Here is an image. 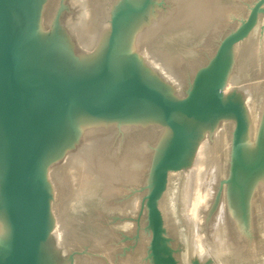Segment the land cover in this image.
Masks as SVG:
<instances>
[{
    "label": "water",
    "instance_id": "95a60500",
    "mask_svg": "<svg viewBox=\"0 0 264 264\" xmlns=\"http://www.w3.org/2000/svg\"><path fill=\"white\" fill-rule=\"evenodd\" d=\"M43 1L0 0V264L56 262L48 248L53 220L46 161L56 159L54 150L61 156L76 143L68 137H73L72 118L80 114L105 121L160 116L169 130L143 197L152 264H178L163 235L159 208L170 172L188 164L201 125L232 119L229 172L220 180L218 198L230 186L232 208L239 210L241 229L252 241L256 182L264 176V136L247 154L246 105L238 94L226 96L224 89L233 49L264 16V0H254L182 95L172 94V86L152 74L138 52H118L123 27L132 17L144 16L152 0H124L113 10L99 58L89 63L75 54L57 57L59 37L53 32L45 38L40 28ZM160 80L165 84L159 85ZM193 264H198L195 258Z\"/></svg>",
    "mask_w": 264,
    "mask_h": 264
},
{
    "label": "rangeland",
    "instance_id": "374dc122",
    "mask_svg": "<svg viewBox=\"0 0 264 264\" xmlns=\"http://www.w3.org/2000/svg\"><path fill=\"white\" fill-rule=\"evenodd\" d=\"M219 1L220 2L218 3V5L220 9L218 7L216 8L218 9V13L217 10L212 11L215 12L217 18H215L214 20H211V18H209L206 21V25L203 28L202 33L196 37L197 40L195 46H199V52L197 57L192 58V57H188L187 55H184V58L187 59L184 62H187V64L182 66V72L177 75L175 74V72L178 73L177 71L179 69L178 65L174 62L170 63L172 65L170 66V69L172 70L175 69L174 79L172 78L169 80V82H171V86L173 89L171 90V93L174 95L184 94L186 88L189 85V82L191 81L197 69L209 62L219 41L225 35L234 31L240 25L241 20L246 17L249 11V7L254 2V0H227V2L226 0H219ZM187 2L188 0H152V3L150 4L147 10V13L144 16L143 15L140 16L141 18L143 17L145 21L146 19H148L149 16L156 18L157 15L156 19L160 17L159 18L160 21L158 20V23L160 22L159 23L160 25L157 23L158 27L160 26L159 29L157 27V31L152 35V37L150 36L151 38H153L152 41L154 43L153 45L152 44L150 45L151 46L150 48L153 49L157 54H161L162 49L164 47H169V46L173 48V49L169 48V51L171 49L173 55L177 56L181 52L179 51V48L177 49V46H175L176 45L174 41L175 38L174 39L171 38V41L170 40L168 41V37L169 36L174 37L177 35L179 31H184L183 28L185 29V27L181 28L180 24L182 22L180 23L179 21L182 20V15H183L181 10H184L187 7ZM122 3H124V0H87V4H89L87 8L89 10L95 4H100L103 9V15L99 19L92 18L91 16L92 11H89L88 13L91 16V20H92L91 22L93 23L91 25L93 30H90L88 36L92 38L96 37V41L98 42V44L97 42H95L96 44L95 47L101 45L99 48L100 49L102 48V43L104 42L105 36L109 30V22H110L111 14L113 10H115ZM220 4L224 6L222 7ZM228 5H230L228 10L229 13L227 11L228 13L227 15L229 16L225 14L222 15L221 14L222 9ZM189 8L188 10H190ZM211 8H212L211 10L215 9L213 7ZM75 9L76 8H74V6L72 5L71 0H44L40 13V28L43 34L45 35V38H48L50 34L51 35L53 34L55 27L64 31L65 30L64 28H67L68 23L66 21H68V17L75 20L77 14L76 13L77 10ZM176 12L177 13L181 12L182 13V14L180 13L181 17L179 16V13L177 14ZM154 13H156V15ZM160 13H162L163 16ZM197 13L198 12H196L195 15H197ZM86 18H89V16ZM156 19H154V21ZM177 20L179 24H177L178 23ZM102 26H106L103 27L106 30V32L104 29L103 30L101 29ZM102 31H103V37L101 34ZM68 33L71 35L73 39L72 33L70 31H68ZM69 34L68 36H70ZM157 38L159 39L157 40ZM72 41L73 40H71V42ZM72 43L74 44V41ZM72 47L73 50L75 47L76 48L74 51L71 50V52L72 53L75 52V56L79 57L80 55V57L82 58L84 57L88 58L89 53H91V51L93 52L94 49L100 50L99 48H95L94 45L92 46L93 49L90 48L89 52L87 50H82L76 44H74ZM137 48L140 49V54H141L140 59H143L142 55L146 54L148 51L142 47H137ZM232 54H233V61L230 69L231 72L230 74L233 75L236 73V75L238 76V80L241 81V85L243 86L245 85L248 88L250 87V92L253 91L250 93L252 96H254L255 93L257 94L255 95L256 96L255 108H252L249 105V103H247L243 99L244 104H246L247 113H248L247 114L248 128L244 135V146L246 153L249 154L253 150H256L260 138L261 137L263 138L264 136V110H263L264 109V16L262 14L258 16L256 24L249 33V35L235 46ZM144 62L146 63V61ZM147 68L150 70L149 67ZM161 84H165L163 80H160L159 85ZM229 84L230 82L228 81L226 86ZM253 109L256 111L255 115L253 113ZM252 114L255 116L257 120L253 117ZM153 118H154V121H152L153 124L149 125V127L152 126V130L155 133L154 132L150 133L151 131L150 130L149 132L141 131L138 133L129 134L127 131L121 132L122 130L120 131L117 128L121 124H123L121 126H124V123L127 125L133 121L134 122L137 121L139 123L140 121L138 119L123 120L122 122L104 121L106 123H109L108 124L109 126L107 125V128H109V130H105L106 134L102 135V137L104 138L95 148L92 149L85 148L84 154L86 158L92 161L90 168L93 174L95 173L94 177L96 178V181L94 182L95 183L94 189L97 191V193L103 189V185L106 184L105 181L109 178L111 173L113 171L116 172V177L114 179V182H116V186H114L115 190L113 189L112 195H110V197H107V200L109 202L111 200L110 208L105 207V208H101L100 212H98L99 210L98 209L96 213H91V214L88 213L90 217L89 220H87V222L85 221L86 217L84 218V215H86L84 210L83 209L81 210V208L80 209L76 208L77 205H75V204H79L77 202L81 200V197L76 198L75 195L71 193V186H70L71 183L69 182L68 177L70 176L72 166H70V164L66 160L64 161V157L66 156V153L73 150V148L77 146V142H79L80 140L78 141L76 140L75 144H70V146L66 147L63 150L61 156L60 154L58 155V153H53L55 154L54 156L56 159H52V160L49 159L46 161L47 177L50 183V192H51V200H50L51 212H52L51 218L52 220H55L56 217H60L61 220L59 221V225L62 227V229L60 227L61 237L58 239H55V237H53V233L51 232L52 236L50 240L52 243V247L50 246L51 243H49L50 240L48 242V246H49L48 248H50L56 260L54 264H152V260L149 256V242H150L151 232L148 224L146 207L144 205L143 197L147 193L148 184L150 182L149 181L150 173H151L150 170L152 168L156 154L159 151L156 149L157 146L159 147V145H157L160 142L159 136L161 137L162 135H164L166 139V137L169 134L168 133L169 130L161 121L160 116L159 117L155 116ZM253 120H255L256 122ZM141 123H146V122H141ZM233 124L234 123L232 119L229 118L225 119L218 124L216 129L212 128L210 131L208 130L207 132H204V134L201 135L203 136L204 139L205 138L209 139L210 144L213 145L217 144V150L221 148V152H220L222 156L221 165L223 166L221 171L223 172V175L217 182L218 187H216L217 189H215L216 194L214 196L210 195L211 199H214L215 196L219 194L218 190L220 188V180L227 177L229 172V164L231 158V132L233 129ZM142 125L146 127V124H142ZM110 126L112 128H110ZM139 127L143 128L142 126ZM221 127L224 130L218 132ZM163 130L165 131V133L163 132ZM80 134L82 135L81 131H79L78 134L73 133V137L69 138L70 137L69 136L68 139H73V140L77 138L80 139L81 137ZM208 135L212 137H209ZM218 139H221L222 142L218 143L217 141ZM162 146L160 147V149L162 148ZM130 152H132V154L135 153L138 156L146 155L147 159L141 165L133 164L131 159H129V157L131 158ZM170 174L171 175H169L168 178L167 188L159 200V208L163 218V227H164L163 235L164 237H166L167 244L169 248L172 250V253L176 258L178 264H193L194 258H191L188 252V242H187L188 235L185 231V226L182 221L183 219L178 218V216H180L181 214V211L179 210L178 212L179 205L178 206L175 205L176 203H174L173 201L174 194L170 193V191L174 188V184H175L174 183L175 179L172 175V172H170ZM134 175L136 176L133 178ZM260 190H262L261 187L258 188L254 196L255 198L253 204L254 206L253 226L255 229V233H254L255 236L253 240L248 241L252 237L248 233H244L242 229H240L241 235L238 234V230L236 228L234 234V236L237 237L236 239L238 238L241 239L239 243H241L242 241L241 245L243 244V247L245 246L246 243V248H248L247 250L249 253H246L247 251L245 249V254H249L248 256H251L252 258L250 264H264V198H263L264 191L263 193H261ZM222 191L224 192V195L223 192H221L222 195H220L221 197L220 199L218 198V203L215 207V210L216 208L220 207V205L223 206L226 205L225 195L227 196V193L225 189ZM259 194L260 195L262 194V196H260ZM87 196L93 197L96 196V194L86 195V197ZM134 198L138 200V206H137L138 208H136L138 210L132 209L131 201L134 200ZM221 199L223 201H221ZM211 204L213 205V202H209L206 208L207 210L212 207ZM74 210L78 212L76 213L74 212ZM227 213L230 219L232 215H230L228 211ZM91 218H93V220L95 219L94 221H96V225L99 224L101 230L99 227L96 226L94 227V225L91 223ZM231 219L233 218L231 217ZM231 219L230 221H232V223H235ZM77 220L80 222H78ZM241 227L242 224L240 225V228ZM199 228H200V232L202 230L201 233L202 234L204 233L203 235L206 238L207 231L205 226L203 227L202 225ZM58 246L59 248L57 249ZM53 247L56 248L57 250L54 249ZM255 252H256V256L254 254ZM253 258L255 259L254 261ZM211 260H213L211 264H214L215 262H217L218 264L219 261H221L220 259L219 260L216 259L214 262L213 256L211 257ZM207 262L208 261L202 262V264H207Z\"/></svg>",
    "mask_w": 264,
    "mask_h": 264
},
{
    "label": "bare ground",
    "instance_id": "6f19581e",
    "mask_svg": "<svg viewBox=\"0 0 264 264\" xmlns=\"http://www.w3.org/2000/svg\"><path fill=\"white\" fill-rule=\"evenodd\" d=\"M197 2H198V4H197ZM219 2H220L219 0H201V1L200 0H193V1L188 0L187 7L186 8L184 7L185 9L183 8L185 11L181 10L183 15H182V20L180 19L181 21H179L180 23L182 22L180 24L181 25L180 27L181 28L185 27V29L183 28L184 31H179L177 33V35L174 37H170V36L168 37V41L169 40L171 41V38H173V39L175 38V40H174L175 44H176L175 46H177V49L179 48V51H181L179 54H181V55H179V54L177 56L173 55V53L171 52V49H173V48L170 47L169 45H167L169 47H164L162 49L161 54H157L153 49L150 48L151 47L150 45L154 44L152 41L153 38H151V37L157 31L158 24L160 23V22L158 23V20L160 21V19H159L160 17H158V19H156L157 18L156 13H154L156 15V18L149 16L148 19H146V21H145V19L143 17L142 18L140 17V16H142L140 14V15H136V16L132 17V19L126 23V25L122 29L119 40L117 42L119 54H124V53L135 51V52H138L139 56H141L140 49L137 47H142V48L146 49L148 52L146 54H143L142 55L143 59H141L142 61L143 60L146 61V63L144 62V65L146 66V68L149 67L152 74H156V75L162 77L164 79V81H166L167 83H169L171 85V82H169V80L172 78L174 79L175 74L176 75L180 74L182 72V66L187 64V62H184L187 60L184 58V55H187L188 57H192V58L197 57L198 52H199V46H195L196 40H197L196 37L202 33L203 28L206 25V21L209 18H211V20H214L215 18H217L215 12H212V11L217 10V13H218V9H216V8L217 7L219 8V5H218ZM226 2H227V0H226ZM71 3L74 6V8H76L75 10H77L75 20H73L67 16L68 21L65 20L68 23L67 28H64L65 29L64 31L61 29H57L54 31V38L59 37V44H60L59 50L56 52V55L58 58H61L63 60L67 56L70 57L71 55H73V53L75 54V52H73V53L71 52V50H73L72 46L74 44H76L82 50H87L88 52L90 51V48H92L93 45L95 47V45H96L95 42H97L96 37L92 38V37L88 36L90 30H93L92 26H91L93 24L91 22L92 21L91 16H92V18H98L99 19L103 15V9H102V6L100 4L93 5L91 7V9L89 10L87 8V6L89 5V4H87V0H71ZM206 5H207V7H206ZM205 7H206V9H205ZM211 7L215 8V9L211 10L212 9ZM222 7H221V9H222ZM226 7H228V8H226ZM229 7H230V5L225 6V8H223L224 10L222 9V13L221 12H219V13H221L222 15L223 14L227 15L229 13V11H228ZM188 8L190 10H188ZM89 11H92L91 16L88 14ZM227 11H228V13H227ZM163 12H165V11H163ZM172 12H173V10H172ZM181 12H178L180 17H181V15H180ZM196 12H198L197 15H195ZM154 14H153V16H154ZM160 14H162V13H160ZM87 15L89 16V18H86V17H88ZM150 15H151V13H150ZM162 16H163V14H162ZM227 16H229V15H227ZM139 18H140V20H139ZM154 19H156V20L154 21ZM161 19H163V18H161ZM190 20L193 22H191ZM177 22H178V20H177ZM179 22L177 24H179ZM161 25H162V23H161ZM103 27H106V26H102V28H101L102 30L104 29ZM159 27H158V29H159ZM146 29H148V30H146ZM176 30H179V29H176ZM68 31H70L72 33L73 39H72L71 35L68 33ZM105 32H106V30H105ZM68 34L70 36H68ZM101 34L103 37V31ZM104 36H105V34H104ZM97 39H98V36H97ZM158 39L159 38H157V40ZM71 40L74 41V44L72 43L73 41L71 42ZM165 42H166V40H165ZM165 42H164V45H165ZM97 44H98V42H97ZM100 46H96L95 48H99ZM175 46H173V47H175ZM75 48H74V50H75ZM169 48H171L170 51H169ZM101 51H102V48L100 50L94 49L93 52L91 51V53H89L88 58L84 57L81 60H85V63L92 62L95 59L99 58ZM76 54H78V53H76ZM79 57H80V55H79ZM80 58H82V57H80ZM173 62L178 65V68H179L177 70L178 73L175 72V69H173V70L170 69V66H172L170 63H173ZM174 72H175V74H174ZM230 73L228 75V81L230 82V84L227 85L224 89L225 95L228 96L230 94H234V95L238 94V96H240L247 103H249V105L252 108H255V99H256L255 95H257V94L254 92L255 97L252 96L250 93L253 91L250 92V87L248 88L245 85L244 86L241 85V81L238 80V76L236 75V73L233 75H231ZM249 111H250V109H249ZM253 113H254V115L256 114V111L254 109H253ZM254 115H253V117L255 118ZM143 116L144 117H142V119L139 120L140 121L139 123L137 121H136L137 122L136 123L132 120L133 122L129 123L128 125L125 123H124V126H121L123 124H121L120 126L117 125V126H119L117 128L120 131L122 130L121 132L127 131L129 134H134V133H138L141 131L149 132L150 130H151L150 133L154 132L152 130V126L149 127V125L153 124L152 123L153 120H149L150 119L149 115L148 116L143 115ZM71 121L73 122V127H72L73 131L72 132L75 134H78V132L81 131L82 135L80 134L81 135L80 139H78V138L76 139L77 141L80 140L79 142H77V146L74 147L73 150H71V148H70L71 151L66 153V156L64 157V161L66 160L70 164V166H72L70 176L68 177V180L71 183V185H70L71 186V193H73L76 198L81 197V200L79 202H77L79 204H75V205H77L76 208H78V209L81 208V210L82 209L84 210V212L86 213V215H84V218L86 217L85 221L87 222V220H89V217H90V215H88V213L89 214L96 213V211L98 209H99L98 212H100L101 208H105V207L110 208L111 200L109 202L107 200V197H110V195H112L114 186H116V182H114V179L116 177V172L113 171L111 173V175L109 174L110 175L109 178L105 181L106 184L103 185V189L97 193V191L94 189V186H95L94 182L96 181V178L94 177L95 173L93 174V172L91 171V168H90L92 161L90 159H87L85 154H84L85 148H88V149L91 148L92 149V148H95L97 145H99L100 141L104 138V137H102V135L106 134L105 130H109V128H107V125L109 123L104 122L105 120L92 118V117H89V116L84 115V114L74 116ZM117 121L122 122L123 119L117 120ZM221 121H223V120H221ZM221 121H219L218 123L201 125L200 126L201 135L204 134V132H207L208 130L210 131L212 128L216 129V127L218 126L219 123H221ZM253 121H255V120H253ZM141 122H146V123H141ZM142 124H146V127H144V125H142ZM252 125H254V124H252ZM139 126H142L143 128H141ZM69 127H70V125H68V128ZM110 128H112V127L110 126ZM222 130H224V129H222V127H221L218 132H221ZM163 132L165 133L164 130H163ZM64 134L65 133L61 134L60 136H63ZM201 135H198V137H196L193 149H192L191 153L188 154V158H187L188 164H186L185 166H183L179 170L172 171V175L175 179L174 180L175 184H174V188L170 191V193L174 194L173 201H174V203H176L175 205H177V206L179 205L178 212H179V210L181 211V214H180V216H178V218L183 219L182 221H183L184 226H185V231L188 235V239L186 238L187 242H188V252H189L191 258L196 259L198 264H202V262H206V261H208L207 264H211L213 261V260H211L212 256L214 258V262L216 259H218V260L220 259L221 260V261H219L220 264H224V263H226V264H250L252 258H251V256H248L249 254H245V249L247 251L246 253H249L247 250L248 248H246V243H245V246L243 247V244L241 245L242 241H241V243H239L241 239L240 238L236 239L237 237L234 236L235 228L238 230V234L241 235L240 225L242 223L240 222L241 221V219H240L241 214L238 213L239 210L237 208H235L233 210V208H232L231 194L233 191L230 189V186H228V188H227V186L225 187V190L227 193V198H228V200H227L228 207L225 208L226 205H224V206L220 205V207L216 208V210L214 209L215 211L212 212V210L214 208V204L216 203V201H218L217 199H218L219 194L216 195L215 198L213 197L214 199H211L210 195L214 196L216 194L215 189H217L216 187H218L217 182L219 181V179L223 175V172L221 171L223 168V166L221 165V162H222L221 161L222 156L220 154L221 148L219 150H217V144H215V145L210 144L209 139H206V138L204 139L203 136H201ZM209 137H212V136H209ZM159 139H160V142H159V144H157V145H159V147L157 146V148H156L157 150H159L160 147L166 143V139H165L164 135H162L161 137L159 136ZM72 140L73 139H71L70 142ZM76 140L74 139L73 141H76ZM60 141H63V137L60 138L59 142ZM68 141H69V139H68ZM217 141H218V143L222 142L221 139H218ZM158 152H157V154H158ZM52 153H57V150H54V152H52ZM130 153H131V158L129 157V159H131L133 164H140L141 165L147 159L146 155L145 156H138L135 153H133V154H132V152H130ZM169 175H171V174H169ZM135 176L136 175H134L133 178ZM170 177H172V176H170ZM256 185H257L256 191L258 190V188L261 187L262 190H260V192L263 193V191H264V189H263L264 188V177L263 176L257 180ZM99 186H96V187H99ZM218 191H220V190H218ZM91 194L92 195L96 194V196H93V197L87 196L86 197V195H91ZM113 195H116V194H113ZM223 195H224V192H223ZM260 196H262V194ZM88 197H89V199H88ZM76 198H75V201H76ZM263 198H264V195H263ZM223 200H224V198H223ZM223 200L221 199V201H223ZM113 201H116V200H113ZM72 202H74V201H72ZM209 202H213V205L211 204L212 207L207 210L206 208H207ZM112 203H114V202H112ZM131 206H132L133 210L138 208L137 207L138 206V200L134 198V200L131 201ZM228 208L230 209L229 213L232 215L231 217L233 218V219H231V217H230V219L233 220V222H235V223H232V221H230V219H229V216L227 213ZM75 210H74V212H76ZM136 210H138V209H136ZM211 216H212V218H211ZM60 220H61L60 217H56V219L52 221V224H53L52 233H53V237H55V239H58L61 237L60 230L62 229V227L59 225ZM94 220H93V218H91V223L94 225V227L95 226L99 227V224L96 225V221H94ZM78 222H80V221H78ZM83 222H84V220H83ZM202 225H203V227L205 226L206 231H207L206 232L207 233L206 238L203 235L204 233L203 234L201 233L202 230L200 232L199 227ZM60 227H61V229H60ZM74 228H76V227H74ZM100 230H101V228H100ZM65 231H64V233H65ZM50 239H51V237H50ZM63 242H62V244H63ZM49 243H51V240ZM243 243H244V241H243ZM259 243H260V241H259ZM54 244H55V241H54ZM50 246L52 247V243ZM54 247H55V245H54ZM258 247H259V245H258ZM58 248H59V246L57 247V249ZM253 248H254V246H253ZM54 249H56V248H54ZM254 254L256 256V252ZM254 260L255 259L253 258V261ZM214 264H217V262H215Z\"/></svg>",
    "mask_w": 264,
    "mask_h": 264
}]
</instances>
